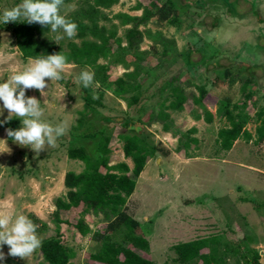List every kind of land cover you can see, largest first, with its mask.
<instances>
[{
	"label": "rangeland",
	"instance_id": "rangeland-1",
	"mask_svg": "<svg viewBox=\"0 0 264 264\" xmlns=\"http://www.w3.org/2000/svg\"><path fill=\"white\" fill-rule=\"evenodd\" d=\"M94 1L65 0L75 9L69 12L78 25L74 38L58 44L52 39L55 33L44 26L36 35L61 51H67L70 43L97 42L100 32L114 31L117 39L93 65L69 60L64 79L46 78L50 85L45 96L35 89L26 91L41 101L47 119L71 122L68 134L58 140L57 147L36 155L7 137L8 123L18 129L20 120L13 117L3 122L8 112L4 109L0 114V139L11 150L0 152V213L27 215L38 225L41 240L52 235L54 201L67 190L64 174L84 168L81 160L68 157L67 150L83 146L97 157L100 135H110V163L124 161L131 167L117 136L135 134L155 148L123 207L138 221L135 233L148 242L147 252L139 253L155 264H179L174 261V244L214 236L217 254L225 264H249L254 252L258 264H264V137L255 141L257 114L264 108V0H157L151 4L117 0L109 6ZM19 2L0 0V11ZM137 2L140 7H135ZM163 4L176 10V23L153 13L134 26L124 17L155 12ZM15 23L0 24V79L4 81L33 59L17 50ZM133 27L139 33L131 45L128 31ZM166 40L172 43L163 53ZM135 63L138 67L133 71ZM83 69L95 73L94 85L86 89L77 83ZM118 77L123 81H116ZM179 91L185 96L183 107L170 108ZM86 95L92 103L86 102ZM159 112L167 114V119L159 120ZM228 114L254 136L249 141L237 139L229 150H222L216 137L220 128L229 125ZM164 122L168 129H163ZM182 140L191 144L188 156L176 150ZM65 214L71 220L82 219L89 229L81 235L70 224H59L60 240L73 252L70 261L99 264L88 254L99 246L94 233L106 229L102 215L76 210ZM116 237L120 239L119 234ZM0 250L5 254L0 264H47L39 249L26 259L8 255L7 245Z\"/></svg>",
	"mask_w": 264,
	"mask_h": 264
},
{
	"label": "trees",
	"instance_id": "trees-1",
	"mask_svg": "<svg viewBox=\"0 0 264 264\" xmlns=\"http://www.w3.org/2000/svg\"><path fill=\"white\" fill-rule=\"evenodd\" d=\"M116 1L95 0L94 2L97 5L109 6ZM156 1L144 0L143 2L151 4ZM140 6L141 3L137 2L135 7ZM153 13L157 14L160 20L171 23L177 22L176 10L172 6L164 4L159 6L155 12L144 10L141 15L129 16L125 14L124 17L127 21L133 22L135 26L140 22H145ZM41 27L38 23L29 24L27 22H18L13 25L12 33L15 46L23 57L35 58L62 52L68 57V60L93 65L117 41L114 31H109L107 34L100 32L97 42L81 41L78 45L70 43L67 51H61L52 42L36 36L41 31ZM138 33L139 31L135 27L128 31L131 45ZM165 42H163V53H167L166 47H170L172 43V41L167 40ZM137 67L135 63L133 71ZM124 75L129 77L131 74ZM115 80L123 81L121 77ZM202 95V90H200V96ZM175 97V100L170 101L168 106L181 109L185 96L179 91ZM84 99L87 103H92L87 95L84 96ZM263 114L264 108H261L260 113L257 114L259 124L255 128V141L258 142L264 137ZM157 116L160 117L159 120L167 119V114L164 112H159ZM206 118L209 121L210 114ZM227 118L229 125L220 128L216 137V141L222 150H229L237 139L251 140L254 135L242 128L241 121L235 120L229 114ZM8 126L13 129L12 122L8 123ZM162 127L168 129V124L164 122ZM92 136L90 135V137ZM117 137L123 142L124 156L129 157L132 161L131 167L124 161L110 163L112 158L109 144L112 139L110 135H100L96 145L97 157H91L83 146L67 150L68 157L81 160L84 168L81 172L67 171L64 174L63 184L67 190L63 197L55 199V209L52 213L56 222L55 231L52 235L42 239V246L39 248L42 259L47 264H73L70 261L73 252L60 240L59 224H70L81 235H85L89 231L82 219L71 220L65 214L67 211L74 210L80 213L101 214L102 219L106 221L105 231L95 232L93 235L94 239L99 242V246L94 252L88 254L91 261L99 264H155L152 259L139 253V251L147 252L148 242L143 236L135 233L138 221L123 209L127 197L134 190L136 178L143 169L145 159L154 152L155 148L135 134H121ZM190 145L186 140H182L177 145L176 150L178 153L181 151L188 156ZM116 234L120 235V239H117ZM215 242L214 236L178 242L172 247L175 254L174 261L179 264H186L191 261L194 264H225L223 257L217 254L218 248L215 246ZM257 259L258 253L254 252L253 260L249 264H258Z\"/></svg>",
	"mask_w": 264,
	"mask_h": 264
},
{
	"label": "clouds",
	"instance_id": "clouds-1",
	"mask_svg": "<svg viewBox=\"0 0 264 264\" xmlns=\"http://www.w3.org/2000/svg\"><path fill=\"white\" fill-rule=\"evenodd\" d=\"M74 10V6L67 5L65 0H20L0 11V24L39 23L55 33L52 39L58 43L77 35L78 25L69 18V12ZM69 63L68 57L62 52L37 56L23 70L8 76L6 81L0 79V114L4 109L8 112L3 122L13 117L21 122L18 129L6 130L7 137L20 146L29 147L36 155L45 148L57 147L58 140L70 131L71 122L64 119L54 123L47 119L41 101L34 96H27L26 91L35 89L45 96V89L50 85L46 83V78L51 82L61 81ZM77 83L85 89L93 86L95 73L89 69L81 70ZM10 151L7 141L0 139V152ZM4 245L8 246V255L26 259L42 246L38 225L22 213H0V249ZM4 259L5 254L0 250V261Z\"/></svg>",
	"mask_w": 264,
	"mask_h": 264
}]
</instances>
